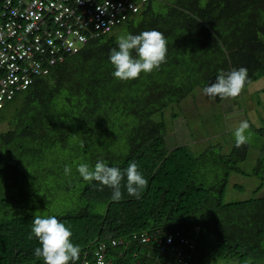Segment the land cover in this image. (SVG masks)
<instances>
[{
	"label": "trees",
	"instance_id": "trees-1",
	"mask_svg": "<svg viewBox=\"0 0 264 264\" xmlns=\"http://www.w3.org/2000/svg\"><path fill=\"white\" fill-rule=\"evenodd\" d=\"M153 1L117 24L121 32L90 38L33 76L0 108V264L42 261L31 232L37 215H55L90 261L91 248L103 243L105 258L136 264L135 256L157 251L158 243H137L131 234L144 230L161 238L173 228L191 243L187 264L264 260V194L222 200L229 173L245 174L236 160L247 144L237 148L234 141L227 152L168 147L162 119L151 117L194 88L203 91L221 70L246 68L245 85L264 75V0ZM149 30L167 39L166 63L138 79L116 80L109 53L117 38ZM255 128L264 134V127ZM98 161L122 171L135 162L148 181L140 198L122 188L114 202L112 189L83 180L77 166L94 168ZM257 166L250 171L258 178L254 189L264 184V164ZM55 190L61 199L73 196L72 205L55 211L49 202ZM111 238L126 246L110 244Z\"/></svg>",
	"mask_w": 264,
	"mask_h": 264
},
{
	"label": "built area",
	"instance_id": "built-area-1",
	"mask_svg": "<svg viewBox=\"0 0 264 264\" xmlns=\"http://www.w3.org/2000/svg\"><path fill=\"white\" fill-rule=\"evenodd\" d=\"M147 1L0 0V108L33 76L45 74L88 39L111 31ZM131 239L158 243L155 252L150 248L139 255L133 252L136 264H187L191 243L176 228L167 230L161 238L141 230L131 234ZM120 243L126 244L121 238L110 239L112 245ZM102 247L99 243L91 248V261L82 253L75 264H122L105 258ZM123 253L120 250L117 256L123 258ZM28 264H43V260Z\"/></svg>",
	"mask_w": 264,
	"mask_h": 264
},
{
	"label": "clouds",
	"instance_id": "clouds-1",
	"mask_svg": "<svg viewBox=\"0 0 264 264\" xmlns=\"http://www.w3.org/2000/svg\"><path fill=\"white\" fill-rule=\"evenodd\" d=\"M167 45L164 34L157 30L119 36L117 47L110 49L109 53V61L114 68L113 77L118 81H130L138 79L141 73L149 74L158 70L166 63ZM246 79V68H233L227 72L221 70L215 82L203 88V94L213 99H235L242 92ZM249 127L245 120L235 128L233 135L237 148L249 142L250 134H246ZM71 171V167L66 165L65 175H70ZM77 172L89 183L96 181L112 189L111 200L114 202L122 199V188L126 189L129 196L139 199L148 184L135 162L130 163L123 171L119 167L108 166L103 161H98L94 168L81 163L77 166ZM31 232L39 243L34 249V255L42 258L43 264H75L79 260L81 249L71 241V230L55 215L35 216Z\"/></svg>",
	"mask_w": 264,
	"mask_h": 264
},
{
	"label": "rangeland",
	"instance_id": "rangeland-1",
	"mask_svg": "<svg viewBox=\"0 0 264 264\" xmlns=\"http://www.w3.org/2000/svg\"><path fill=\"white\" fill-rule=\"evenodd\" d=\"M156 3V0L152 2L153 5ZM121 31L116 27L112 29V32L116 33ZM9 109L11 105L7 107V110ZM151 117L155 120L162 119L165 143L168 147L186 143L196 152L205 147H218L222 152L230 151L235 141L233 135L235 128L241 121H248L250 127L246 134H250V140L247 143L246 154L243 159L236 160V166L245 174L234 171L229 173L222 200L264 194V184L254 189L258 178L250 173L254 166L258 165L259 168L264 164V157L257 162L259 152L264 153V134L258 133L255 128L264 127V75L248 82L235 99L213 100L204 95L201 89L194 88L182 99L169 102L160 111L152 113ZM4 128V121H0V129ZM45 179L50 182L54 176L50 174L45 176ZM61 195L63 196L62 193ZM61 195L55 190L52 199L49 200L51 205L55 206V211L65 210L74 200L73 196L61 199ZM215 264L236 263L232 260H223ZM256 264H264V260Z\"/></svg>",
	"mask_w": 264,
	"mask_h": 264
}]
</instances>
